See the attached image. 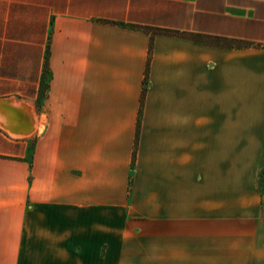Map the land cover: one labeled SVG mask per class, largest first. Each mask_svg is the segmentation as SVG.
Segmentation results:
<instances>
[{
    "label": "crops",
    "instance_id": "0c3cea01",
    "mask_svg": "<svg viewBox=\"0 0 264 264\" xmlns=\"http://www.w3.org/2000/svg\"><path fill=\"white\" fill-rule=\"evenodd\" d=\"M263 165L264 0H0V264H264Z\"/></svg>",
    "mask_w": 264,
    "mask_h": 264
},
{
    "label": "trees",
    "instance_id": "16d2710c",
    "mask_svg": "<svg viewBox=\"0 0 264 264\" xmlns=\"http://www.w3.org/2000/svg\"><path fill=\"white\" fill-rule=\"evenodd\" d=\"M158 32L159 33H163V34L169 33L167 31H158ZM47 61H48V53H47V56H46V64H47ZM147 68H148V64H147ZM257 180H258L257 187H258L259 191H261V193L264 194V190H262L261 187H260V184H264V165H263V168H262V170H261V172L259 174V179H257Z\"/></svg>",
    "mask_w": 264,
    "mask_h": 264
},
{
    "label": "rangeland",
    "instance_id": "374dc122",
    "mask_svg": "<svg viewBox=\"0 0 264 264\" xmlns=\"http://www.w3.org/2000/svg\"><path fill=\"white\" fill-rule=\"evenodd\" d=\"M257 179H259V178H257ZM258 181V180H257ZM258 184V183H257ZM260 187H261V189L262 190H264V184H260Z\"/></svg>",
    "mask_w": 264,
    "mask_h": 264
}]
</instances>
